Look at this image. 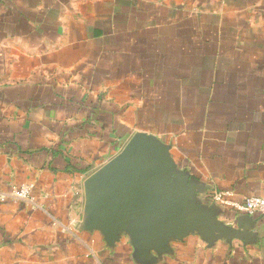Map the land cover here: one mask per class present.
I'll return each mask as SVG.
<instances>
[{
	"label": "crops",
	"instance_id": "obj_1",
	"mask_svg": "<svg viewBox=\"0 0 264 264\" xmlns=\"http://www.w3.org/2000/svg\"><path fill=\"white\" fill-rule=\"evenodd\" d=\"M138 145L189 222L146 245L85 187ZM216 193L264 198V0H0V264H264Z\"/></svg>",
	"mask_w": 264,
	"mask_h": 264
},
{
	"label": "water",
	"instance_id": "obj_2",
	"mask_svg": "<svg viewBox=\"0 0 264 264\" xmlns=\"http://www.w3.org/2000/svg\"><path fill=\"white\" fill-rule=\"evenodd\" d=\"M126 156L105 164L86 179L92 214L105 218L112 226L118 223L121 210H126L132 216L134 233L144 245L161 229L187 227L189 222L179 220L177 210L170 204L171 191L163 190L155 198L151 194L149 175L154 176V171L161 166L154 152L138 145L126 150Z\"/></svg>",
	"mask_w": 264,
	"mask_h": 264
},
{
	"label": "built area",
	"instance_id": "obj_3",
	"mask_svg": "<svg viewBox=\"0 0 264 264\" xmlns=\"http://www.w3.org/2000/svg\"><path fill=\"white\" fill-rule=\"evenodd\" d=\"M33 183H25L21 184L19 186H14L11 188V190L8 192V196L13 201H21L24 203H31L32 201V189H33ZM3 199V196H1V200ZM214 199L226 204L232 205L236 210L243 211L249 214L258 212L261 214H264V198L259 196H247L244 198V200L240 203L237 202H229L223 199L220 193L214 194Z\"/></svg>",
	"mask_w": 264,
	"mask_h": 264
}]
</instances>
